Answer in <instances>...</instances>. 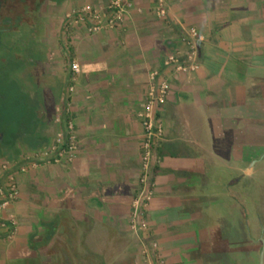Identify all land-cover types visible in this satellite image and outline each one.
I'll use <instances>...</instances> for the list:
<instances>
[{"label":"crops","instance_id":"obj_1","mask_svg":"<svg viewBox=\"0 0 264 264\" xmlns=\"http://www.w3.org/2000/svg\"><path fill=\"white\" fill-rule=\"evenodd\" d=\"M110 1L63 0L48 7L43 46L51 53L42 74L49 110L32 118L37 131L21 130L9 145L0 139V162L20 191L6 209V220L16 224L13 235L0 229V264H146L131 226L141 190L140 115L150 88L163 80L171 91L158 112L164 136L155 150L154 196L144 219L166 264H211L207 212L223 202L225 186L214 189L206 177L213 169L209 123L217 138L230 134L242 162L247 146L250 155L257 151L259 143L246 141L260 137L257 121L246 120V106H260L264 90V82L250 77L264 70V0H170L166 19L155 17L152 0H133L119 28L95 34L88 32L92 22L71 17L85 8L104 16ZM191 29L203 37L196 43L199 68L183 73L165 67L174 54L187 62L184 41ZM227 74L251 92L238 95L239 88L225 83ZM68 106L76 158L60 164L40 159L62 130L57 111Z\"/></svg>","mask_w":264,"mask_h":264},{"label":"rangeland","instance_id":"obj_2","mask_svg":"<svg viewBox=\"0 0 264 264\" xmlns=\"http://www.w3.org/2000/svg\"><path fill=\"white\" fill-rule=\"evenodd\" d=\"M42 28L38 27V33L32 39H20L13 44L6 40L5 51L0 53V134L5 136L6 142L14 139L21 130L37 131L32 118L49 110L43 102L49 95V86L47 83L45 85L42 69L43 64L49 62L51 52L43 46L47 32ZM227 77L232 75L227 74L224 80L228 87L239 88L238 95L251 92L247 84L239 80L230 81ZM251 77L256 78L257 75ZM243 88L246 92H243ZM209 126L212 131L213 169L205 171L206 177L212 178L214 189H218L222 183L225 190L223 202L215 204L212 213L207 212V236L210 237L208 260L211 264H261L264 240V137L246 136V141L255 145L259 143V146L257 148L256 145L257 151L255 149L252 155L246 147L244 163L240 154L233 150L230 134L226 132L225 137L219 139L215 136L213 123L210 122ZM2 147L0 145V149ZM219 157L226 160V167H220ZM2 165L7 164L0 162V167ZM197 173H204V170H197ZM6 213V210L0 212V229H5L2 224L7 223Z\"/></svg>","mask_w":264,"mask_h":264},{"label":"built area","instance_id":"obj_3","mask_svg":"<svg viewBox=\"0 0 264 264\" xmlns=\"http://www.w3.org/2000/svg\"><path fill=\"white\" fill-rule=\"evenodd\" d=\"M154 3V15L157 19H166L170 0H152ZM134 8L133 0H111L107 7V14L102 16L88 8L75 12L71 17L79 21L92 22L88 28L90 34L99 33L104 29L119 28L130 11ZM188 40H185L189 52L187 62L181 59V54H174L166 58L165 67H170L177 72H194L199 66L197 64L198 47L197 42L203 41V37L196 29L188 33ZM72 71L79 73L80 67L72 64ZM157 76V74H155ZM170 84L163 80L157 86L149 90L146 110L140 115L143 124V137L141 144L142 176L140 179L141 190L132 205L131 226L132 230L141 237L146 264H166L160 255L159 244L150 240L149 225L144 219L145 212L154 196L153 166L155 150L158 142L164 136L162 121L158 118V112L163 107L170 95ZM74 93V88L69 89V94ZM57 122L62 125V130L56 135L54 141L43 152L38 154L40 159H47L50 163L60 164L74 161L78 152V137L71 117V110L67 108L57 111ZM7 165L0 167V212L5 211L19 199V186L17 178L11 174ZM16 229L13 220L3 223L2 227L9 230V227ZM13 232L10 234L13 235Z\"/></svg>","mask_w":264,"mask_h":264},{"label":"flooded vegetation","instance_id":"obj_4","mask_svg":"<svg viewBox=\"0 0 264 264\" xmlns=\"http://www.w3.org/2000/svg\"><path fill=\"white\" fill-rule=\"evenodd\" d=\"M53 3L62 4L63 0H0V53L7 42L32 39L41 26L45 31L48 7Z\"/></svg>","mask_w":264,"mask_h":264},{"label":"trees","instance_id":"obj_5","mask_svg":"<svg viewBox=\"0 0 264 264\" xmlns=\"http://www.w3.org/2000/svg\"><path fill=\"white\" fill-rule=\"evenodd\" d=\"M263 62H264V60H263ZM252 72L253 73L251 74V76L257 75L256 78H258L260 82H264V70L257 69V70H253ZM256 78H254V79H256ZM258 98H261L259 100L257 99L258 103H260V106H254V107L253 106H248V107L246 106V120H253L254 119L255 121H257L255 124H256V127L259 126V132H258L259 136L264 137V90H261V93L258 96ZM2 137H4V135L0 134V139ZM10 142H6V144L9 145ZM12 230H13V228L10 226L9 232L12 233L13 232Z\"/></svg>","mask_w":264,"mask_h":264},{"label":"water","instance_id":"obj_6","mask_svg":"<svg viewBox=\"0 0 264 264\" xmlns=\"http://www.w3.org/2000/svg\"><path fill=\"white\" fill-rule=\"evenodd\" d=\"M262 243H263V251L261 254V264H264V240H262Z\"/></svg>","mask_w":264,"mask_h":264}]
</instances>
